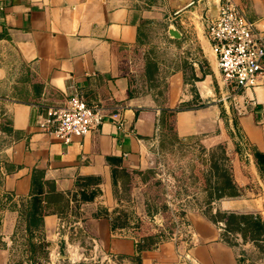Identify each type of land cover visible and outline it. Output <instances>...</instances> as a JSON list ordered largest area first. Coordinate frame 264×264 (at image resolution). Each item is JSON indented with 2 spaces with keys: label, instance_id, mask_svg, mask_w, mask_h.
<instances>
[{
  "label": "crops",
  "instance_id": "0c3cea01",
  "mask_svg": "<svg viewBox=\"0 0 264 264\" xmlns=\"http://www.w3.org/2000/svg\"><path fill=\"white\" fill-rule=\"evenodd\" d=\"M231 1L264 31V0ZM221 2L0 0V264H10L16 238H27L20 211L36 182L49 213L35 234L47 242L50 261H74L62 251L90 244L119 264H258L200 209L185 213L180 237L141 252L140 240L155 235L136 234L131 222L112 229L111 218L127 212L123 180L148 167L166 112L175 113L181 140L235 143L226 153L238 196L216 201L225 212L264 217L255 159V151L264 153V76L235 98L222 81L206 36ZM73 96L101 107L105 118L66 144L43 126Z\"/></svg>",
  "mask_w": 264,
  "mask_h": 264
},
{
  "label": "rangeland",
  "instance_id": "374dc122",
  "mask_svg": "<svg viewBox=\"0 0 264 264\" xmlns=\"http://www.w3.org/2000/svg\"><path fill=\"white\" fill-rule=\"evenodd\" d=\"M153 50L149 48L148 54L153 52L151 54L154 57L157 54ZM167 124L170 126L172 121L168 120ZM169 126L166 128L163 126L161 140L150 149L148 167L123 180L124 188L128 191L126 196H130L128 197L130 201L124 199L127 212L124 210L119 212L126 214L124 222L127 226H130L131 222L136 234H152L159 240L173 237L182 225L185 213L191 209H200L211 219L224 223L218 214L225 211L221 210L220 203L210 195V184L214 181L211 165L215 155L219 158V164L230 168L231 162L226 147L229 146L232 150L235 146L232 140L228 141V144L215 147H207L200 139L181 140ZM220 146L222 148H218ZM223 154L226 160L220 158ZM2 207L3 204L0 205V209ZM137 210L143 214L134 215ZM224 234L235 246L247 247L251 261L264 264V243H254L248 236L243 237V234L237 232L226 231ZM26 246L22 237L16 238L10 250V264H34L30 261L31 256ZM47 253L49 254L48 248ZM61 254L65 256L70 254L74 261L69 259L50 261V255L48 260L43 258L40 260L42 264H119L99 247L90 244L84 249L69 251L65 249ZM56 255L58 254L55 253Z\"/></svg>",
  "mask_w": 264,
  "mask_h": 264
},
{
  "label": "built area",
  "instance_id": "2783aa9c",
  "mask_svg": "<svg viewBox=\"0 0 264 264\" xmlns=\"http://www.w3.org/2000/svg\"><path fill=\"white\" fill-rule=\"evenodd\" d=\"M206 31L222 81L233 90L232 97L257 87L264 76V31L231 0H222L218 17L207 23ZM104 118L101 107L73 96L66 106L50 110L43 127L68 144L75 138L89 135L102 125ZM219 227L223 230L220 223ZM183 232L184 223L173 237H180Z\"/></svg>",
  "mask_w": 264,
  "mask_h": 264
},
{
  "label": "trees",
  "instance_id": "16d2710c",
  "mask_svg": "<svg viewBox=\"0 0 264 264\" xmlns=\"http://www.w3.org/2000/svg\"><path fill=\"white\" fill-rule=\"evenodd\" d=\"M148 65L151 66L153 60L150 57L147 58ZM153 66V64H152ZM167 119L164 121V127L169 126L168 120L172 121L169 129L174 130L173 118L174 112H166ZM218 148H222L221 146ZM226 160V157L221 155L220 158ZM255 159L257 168L259 170L261 178L264 180V153L260 151H255ZM219 158L215 155L212 159L211 171L214 181L210 184V195L216 200L224 199V198H234L238 196V189L236 184L233 182L232 172L230 168L224 166L223 164H219ZM44 191L43 186L34 183V194L32 198L27 202L22 204V209L20 211L21 221L26 225V245H28V252L31 256V262L34 264H42L41 258L44 260L49 259V254L47 253V242L42 240L41 236L35 234L36 231L40 229L43 225L44 216L49 213L48 210H45V206L43 205L44 201ZM60 199L59 194H55ZM7 199H10V196H6ZM76 199V195L74 196ZM85 200V197L82 195V200ZM2 204V200H0V205ZM109 216V214H107ZM126 214L120 213L118 216L112 217V229L117 230L120 228H124L127 226L126 222H124ZM219 218L224 220L225 227H223L224 231L231 233H240L244 236H248V238L257 244L264 243V219L260 215L256 214H240L234 212H223L218 214ZM215 221V220H214ZM218 222V221H216ZM38 236V241H35V238ZM41 238V239H40ZM225 240L232 244L225 235ZM159 239L155 236L142 238L140 242L137 244V251L141 252L151 244H155ZM234 245V244H232ZM263 247V246H262ZM24 264V263H20Z\"/></svg>",
  "mask_w": 264,
  "mask_h": 264
},
{
  "label": "water",
  "instance_id": "95a60500",
  "mask_svg": "<svg viewBox=\"0 0 264 264\" xmlns=\"http://www.w3.org/2000/svg\"><path fill=\"white\" fill-rule=\"evenodd\" d=\"M178 33H179V32L176 31V30H174V29L171 30V35H172L173 38H177V37H178Z\"/></svg>",
  "mask_w": 264,
  "mask_h": 264
}]
</instances>
